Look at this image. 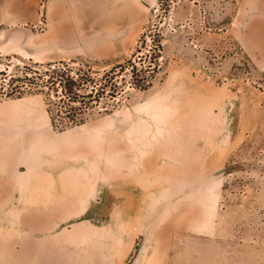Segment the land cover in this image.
Returning a JSON list of instances; mask_svg holds the SVG:
<instances>
[{"label": "rangeland", "instance_id": "374dc122", "mask_svg": "<svg viewBox=\"0 0 264 264\" xmlns=\"http://www.w3.org/2000/svg\"><path fill=\"white\" fill-rule=\"evenodd\" d=\"M36 1L29 37H0V264H264V17L99 0L65 29L79 0ZM66 70L95 101L53 95Z\"/></svg>", "mask_w": 264, "mask_h": 264}, {"label": "crops", "instance_id": "0c3cea01", "mask_svg": "<svg viewBox=\"0 0 264 264\" xmlns=\"http://www.w3.org/2000/svg\"><path fill=\"white\" fill-rule=\"evenodd\" d=\"M99 0H79L74 5L59 9V26L69 28L73 25L83 26L85 20L94 21ZM75 2V1H74ZM253 12L264 17V0H248ZM39 15L36 0H0V37H29L26 27L35 24ZM79 27V28H80ZM83 32L78 29L77 34ZM49 37H55L54 31ZM29 223L27 222L28 226Z\"/></svg>", "mask_w": 264, "mask_h": 264}, {"label": "trees", "instance_id": "16d2710c", "mask_svg": "<svg viewBox=\"0 0 264 264\" xmlns=\"http://www.w3.org/2000/svg\"><path fill=\"white\" fill-rule=\"evenodd\" d=\"M157 47L160 49L161 44L160 41H157ZM133 68L131 69V72L134 71L136 68L135 65H132ZM116 68H124L123 66H117L112 68L107 73H111L109 76V86H108V100H114L117 95L120 94L121 88L115 83L116 76L120 74V70H116ZM147 74H149L148 78L151 77V74L155 72V70L158 68L157 58H154V61H152L149 65L145 67ZM89 75H86L84 73H70L69 71H64L60 73H56L54 75H51L49 77V81H47V84L45 85L50 89V91L53 93V95H57L58 93H61V95H66L68 101L70 104L73 103H83V105H86V102H93L96 99L93 97L92 89L89 92L80 94L81 90H84L88 88V85L91 82V78L88 77ZM147 78V77H146ZM144 80V85H141L139 88L145 87L148 83V79ZM57 85V87H56ZM59 90V91H58ZM61 100V98L59 97ZM89 105V103H87ZM50 112V109H49ZM72 118V116H71ZM54 120V117L52 118Z\"/></svg>", "mask_w": 264, "mask_h": 264}, {"label": "bare ground", "instance_id": "6f19581e", "mask_svg": "<svg viewBox=\"0 0 264 264\" xmlns=\"http://www.w3.org/2000/svg\"><path fill=\"white\" fill-rule=\"evenodd\" d=\"M26 105V104H25ZM24 106V105H23ZM70 161V160H69ZM81 161V160H80ZM65 162V161H64ZM64 162H63V164H64ZM83 162V161H82ZM73 163V162H72ZM77 163V162H76ZM81 164V163H80ZM66 165H67V163H66ZM24 224L25 225H27V222L26 221H24ZM29 226V225H28Z\"/></svg>", "mask_w": 264, "mask_h": 264}]
</instances>
